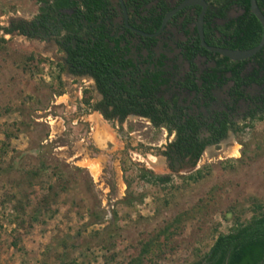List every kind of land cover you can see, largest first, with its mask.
<instances>
[{
  "label": "rangeland",
  "instance_id": "rangeland-1",
  "mask_svg": "<svg viewBox=\"0 0 264 264\" xmlns=\"http://www.w3.org/2000/svg\"><path fill=\"white\" fill-rule=\"evenodd\" d=\"M44 4L0 0V27ZM160 52L169 70L185 69L172 41L161 38ZM64 58L54 37L0 29V264H128L156 236L163 245L141 264H192L236 220L264 212V117H239L237 132L170 170L167 128L133 115L107 122L88 110L87 90L98 98L94 81L70 74ZM197 63L214 66L205 57ZM228 86L210 110L221 108ZM161 175L170 180L153 177Z\"/></svg>",
  "mask_w": 264,
  "mask_h": 264
},
{
  "label": "trees",
  "instance_id": "trees-1",
  "mask_svg": "<svg viewBox=\"0 0 264 264\" xmlns=\"http://www.w3.org/2000/svg\"><path fill=\"white\" fill-rule=\"evenodd\" d=\"M45 4L30 22L15 26L27 37L48 39L54 36L59 50L65 52L63 68L73 75L91 77L101 99L93 100L91 91L84 104L88 110H96L107 120L123 121L134 114L148 118L155 127H166L170 134L176 130V138L163 153L172 158L170 152L180 158L188 157L193 162L200 159L207 145H218L227 135L228 129L239 130L225 112H215L201 119V114L190 115L171 105L162 95V87L171 84L170 72L165 69L166 55L154 54L157 37H145L129 30L123 23L114 22L117 13L110 0H41ZM150 0H126L130 11V23L145 32H156L169 6L165 0L146 8ZM264 13V0H257ZM242 9L236 17L227 18L232 6ZM70 9V13L65 12ZM199 10V8H198ZM197 10V12H198ZM182 11L176 15H181ZM224 20L219 23L217 20ZM193 16H186L184 25L193 22ZM10 32L12 28L6 27ZM262 36V25L250 10L249 0H208L204 16V37L208 44L232 49H246L257 45ZM181 54L189 63L185 80L178 82L196 92L202 91L204 98L213 99L211 89L222 86L228 80L233 82L230 95L237 100L244 98L264 105L262 95L250 96L244 87L264 84V47L254 56L244 60H231L212 53L199 45L196 30L185 41L179 42ZM145 51V53H143ZM197 55L213 60L215 66L198 75L194 61ZM253 63L251 69L246 66ZM200 78L201 85L196 83ZM174 104V100L172 101ZM208 102H205L207 104ZM256 111V110H255ZM251 112V117H264V111ZM202 126L209 134L201 137ZM146 175V173H144ZM201 172L188 175L197 180ZM160 183H167L169 175L153 176ZM148 179V178H147ZM205 204V202H204ZM179 220V218H177ZM176 219V220H177ZM177 220V221H178ZM173 226L170 223L164 230ZM158 236L143 242L140 256L128 264H141L149 260L153 251L161 248ZM264 260V212L253 214L247 222L236 220L232 228L219 233L203 255L192 264H260Z\"/></svg>",
  "mask_w": 264,
  "mask_h": 264
},
{
  "label": "flooded vegetation",
  "instance_id": "flooded-vegetation-1",
  "mask_svg": "<svg viewBox=\"0 0 264 264\" xmlns=\"http://www.w3.org/2000/svg\"><path fill=\"white\" fill-rule=\"evenodd\" d=\"M41 1V0H40ZM157 1L158 0H150V2L148 4H146V8H150L151 6L153 5H156L157 4ZM170 1V2H169ZM181 1L183 0H165V2L168 4L169 6V9L177 6ZM125 6H126V0H123ZM208 2V0H207ZM110 3L111 5L113 6L114 8V11L117 13L116 17L114 18V22H116L118 25H120L121 23L124 24V18H123V12H122V8H121V3H120V0H110ZM44 6V5H43ZM42 7V6H40ZM40 7H39V10L38 12L30 19H25L21 16H19V13H17V16H15L9 23L8 26H5V27H0V29H2L3 31L4 28L6 27H10L12 28V31L10 32H7L5 31L6 33H14V32H17L19 34L20 31L15 28V26H18L19 23L21 22H30L32 21L36 15L39 14L40 12ZM208 7V6H207ZM127 8V6H126ZM199 8V10H198ZM233 8H238L240 9V12L237 13L235 16H232V17H236L238 16L239 14H241L242 12V9L236 5L232 6L228 11H227V18H232V17H228V14L229 12L233 9ZM168 9V10H169ZM198 10V12H197ZM70 9H66L65 12L67 13H70ZM127 11H128V17L130 18V11L128 10L127 8ZM182 11V14L181 15H176L178 12ZM167 12V11H166ZM165 12V13H166ZM200 12V6L198 5H194V6H188V7H185L179 11H177L173 16L172 18L170 19V21L168 22L167 26L163 29V31L159 34V36L157 37L158 38V41L157 43L155 44V46L153 47V51H154V54L156 56H158L159 54L163 53L166 55V60H165V69L167 71L170 72V77H171V84H170V87L173 88L175 90V92H173L170 96V98H166L164 96L165 99H168L171 101V105H174V109L178 111L179 108H183V111L186 112L187 114H190V115H198V114H201V119H204V117H209L211 115H213L215 112H225L226 114H228V117L230 120H232L233 122H235V124L237 126H239V121H238V118L242 116V119H246V118H251V112H255L258 114L260 113L261 110L264 111V105L259 102V101H254V102H251L250 100H246L244 98H238L237 100H235L234 97H232V95H230L229 91H230V88L233 84V82L231 80H228L226 83H224L222 86H217L215 85L212 89H211V94L213 96V99L209 100L208 98H204V94L202 93V91H199V92H196L192 89H189L185 86H182V85H179L178 82H181V81H184L185 80V76H186V73L188 72L189 70V63L187 61L186 58H184L181 54V48L178 46V43L179 42H182V41H185L187 39L188 36H190L194 30H196V21H197V18H198V14ZM189 15V16H193L194 17V21L193 22H188L186 25H184V21L186 20V16ZM130 23V21H129ZM131 24V23H130ZM132 25V24H131ZM125 26V24H124ZM133 26V25H132ZM127 28V27H126ZM203 29H204V25H203ZM130 30V29H129ZM197 32V30H196ZM137 34V33H136ZM23 35V34H22ZM198 35V33H197ZM26 36V35H24ZM54 37V36H53ZM52 37V38H53ZM178 37H180L178 39ZM30 38H35V37H30ZM39 38V37H37ZM168 39L170 41H172L173 43V46H175L178 50H179V56L182 60L185 61V69H183V71L181 72H178L177 74L173 71V70H169L167 67H166V61L168 60V56L166 53L164 52H160V53H155V48L158 46L159 42H160V39ZM199 38V36H198ZM56 43V42H55ZM200 45V44H199ZM145 52V51H143ZM200 57H204L203 55H197L194 59L196 65H197V68H198V75L203 72L205 69H199V65L197 63V59L200 58ZM206 58V57H205ZM214 66H215V62H214ZM213 67V66H212ZM176 68V66H175ZM182 69V68H181ZM251 69V68H250ZM249 69V70H250ZM247 71V68L245 69ZM248 70V71H249ZM71 74V73H70ZM76 76H87V75H76ZM91 78V77H90ZM92 79V78H91ZM93 80V79H92ZM94 81V80H93ZM196 83L200 86L201 85V80L200 78H196ZM94 85H95V82H94ZM226 85H229L227 87V90H226V97H225V100L221 105V108L218 109V110H210V108L215 104L216 100H217V95H216V91L221 88V87H224ZM253 85H256V86H259L261 88L264 87V84L263 85H257V84H251L250 86H246L244 87V93L246 94H249L250 96H256V95H262L264 97V93L262 91L256 93V94H250L247 92V88L253 86ZM95 89H96V86H95ZM165 89V87H162V90ZM97 91V89H96ZM98 93V98H96V100H99L101 99V94L97 91ZM162 93V91H161ZM185 95H189L188 97H190L191 99L188 100L187 102L189 104H184L183 103V99L185 97ZM174 100V104H173V101ZM205 102H208L207 104H205ZM242 105L244 106V111L241 112L240 109L242 107ZM190 106L192 107V109L190 108ZM200 108H205L206 111L204 112L203 110H199L197 109ZM92 112H96L97 114H99L101 116V118L107 122H111V121H118V122H123V121H119L117 118L116 119H113V120H107L105 119L102 114L96 110H92ZM241 112V113H240ZM138 116V117H141V118H145V117H142V116H139V115H134V114H130L128 116ZM127 116V117H128ZM126 117V118H127ZM125 118V119H126ZM124 119V120H125ZM145 119H148V118H145ZM149 120V119H148ZM150 121V120H149ZM237 131H234L233 128H230L228 129V132H227V135L222 138L218 145L227 139V137H229V135L231 133H235ZM169 134V133H168ZM173 135V139L170 140L168 142V144L166 145V148L163 150V152L165 150H167L168 146H169V143H171L175 138H176V130H173L170 135ZM209 134L208 130L206 129V127L202 126L201 128V131H200V136L201 137H204V136H207ZM211 146H215L213 144L211 145H207L205 148H208V147H211ZM205 150V149H204ZM162 152V154L167 158L168 162H169V169L170 170H176L177 168H182L184 166V163L186 161H189V162H193L192 160H190V158L188 157H185V158H180L178 157L175 153L173 152H170V155L172 158H169L167 157L164 153ZM203 153V152H202Z\"/></svg>",
  "mask_w": 264,
  "mask_h": 264
},
{
  "label": "water",
  "instance_id": "water-1",
  "mask_svg": "<svg viewBox=\"0 0 264 264\" xmlns=\"http://www.w3.org/2000/svg\"><path fill=\"white\" fill-rule=\"evenodd\" d=\"M121 3V8L123 12V18H124V24L125 27L130 29L131 31L145 36V37H158L159 34L163 31V29L167 26L168 22L172 18V16L179 10L188 7V6H194L198 5L200 6V12L198 14V18L196 21V30L199 36V44L201 47L207 49L208 51L212 53H217L220 54L221 56L227 57L231 60H244L251 58L255 54H257L263 47H264V13L260 9L257 0H249L250 4V10L251 12L256 16V18L260 21L262 25V36L260 38V41L257 45L251 48H246V49H232V48H227V47H221V46H216V45H210L206 42L205 37H204V16L205 12L207 10L208 2L207 0H183L181 1L177 6L169 9L163 16L161 24L159 29L156 32L153 33H148L145 32L139 28H136L132 26L129 23V17H128V11L127 8L123 2V0H120ZM264 264V260L260 263Z\"/></svg>",
  "mask_w": 264,
  "mask_h": 264
},
{
  "label": "bare ground",
  "instance_id": "bare-ground-1",
  "mask_svg": "<svg viewBox=\"0 0 264 264\" xmlns=\"http://www.w3.org/2000/svg\"><path fill=\"white\" fill-rule=\"evenodd\" d=\"M209 150H210V149H208V151H207V154H206V155H208V154H210V153H211ZM235 154H236V150H235Z\"/></svg>",
  "mask_w": 264,
  "mask_h": 264
}]
</instances>
